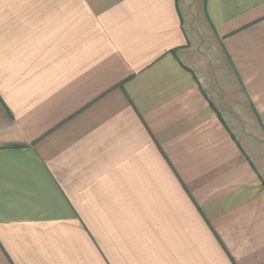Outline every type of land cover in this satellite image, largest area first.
<instances>
[{"label": "crops", "instance_id": "1", "mask_svg": "<svg viewBox=\"0 0 264 264\" xmlns=\"http://www.w3.org/2000/svg\"><path fill=\"white\" fill-rule=\"evenodd\" d=\"M0 264H264V0H0Z\"/></svg>", "mask_w": 264, "mask_h": 264}]
</instances>
